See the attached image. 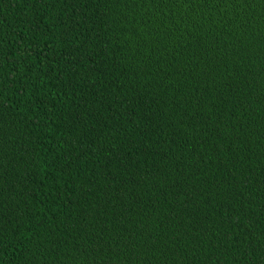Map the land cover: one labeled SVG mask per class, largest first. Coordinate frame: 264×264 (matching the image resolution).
<instances>
[{"label": "trees", "instance_id": "trees-1", "mask_svg": "<svg viewBox=\"0 0 264 264\" xmlns=\"http://www.w3.org/2000/svg\"><path fill=\"white\" fill-rule=\"evenodd\" d=\"M0 264H264V0H0Z\"/></svg>", "mask_w": 264, "mask_h": 264}]
</instances>
